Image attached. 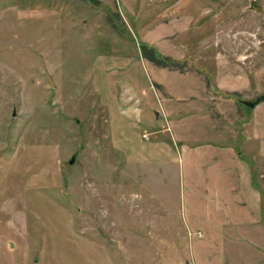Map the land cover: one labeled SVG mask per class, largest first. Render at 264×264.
<instances>
[{
  "label": "rangeland",
  "instance_id": "rangeland-1",
  "mask_svg": "<svg viewBox=\"0 0 264 264\" xmlns=\"http://www.w3.org/2000/svg\"><path fill=\"white\" fill-rule=\"evenodd\" d=\"M201 77L216 96L246 97L227 80L264 92V0H0V264L215 250L208 174L226 141Z\"/></svg>",
  "mask_w": 264,
  "mask_h": 264
},
{
  "label": "crops",
  "instance_id": "crops-1",
  "mask_svg": "<svg viewBox=\"0 0 264 264\" xmlns=\"http://www.w3.org/2000/svg\"><path fill=\"white\" fill-rule=\"evenodd\" d=\"M196 86L197 96L201 98L200 106L206 108L208 105L209 111L215 110L217 116L213 117V128L221 135L219 138L226 142H217L215 154L210 160L214 171L208 174L211 199L205 208L208 214L205 216L204 227L215 250L204 256H201V253L198 259L195 256L194 262L264 264V171L260 173L255 171L254 165L255 161H258L264 170V102L255 111L254 117H251L250 109L245 111L238 104L244 103V100H253L255 95L264 92L257 91L252 95L246 88L247 85L227 80L220 86L223 88L226 86L233 92H246V97L239 98L233 95L234 93H223L224 90H218L223 94L216 96L212 86L202 77L196 82ZM127 99L130 105L135 101L132 97ZM260 101H264V98ZM259 102L247 106L256 109ZM136 106L131 105L133 109L138 110ZM228 113L230 115L239 113L236 118L241 119L240 123L224 118ZM136 114L139 118L137 111ZM220 124H224V127ZM222 127L224 130H220ZM153 139L160 140L161 137ZM242 145L245 148L244 153L239 150ZM248 151H254L252 157L248 155ZM245 156L250 159L249 162H246ZM224 160L227 162V168L222 167V170H218L219 162ZM206 175L203 172V177ZM195 176L196 173L194 178ZM205 179L207 185V178ZM195 183L194 181L193 184ZM196 210L198 209L195 206Z\"/></svg>",
  "mask_w": 264,
  "mask_h": 264
},
{
  "label": "water",
  "instance_id": "water-1",
  "mask_svg": "<svg viewBox=\"0 0 264 264\" xmlns=\"http://www.w3.org/2000/svg\"><path fill=\"white\" fill-rule=\"evenodd\" d=\"M47 79L48 81L53 84L52 79L50 77V75L48 73H46ZM264 98V94H258L257 96H255V98L253 100H244V103L248 106H253L255 103L259 102L260 100H262ZM73 161V157H71V159L69 160V162ZM188 264V263H185Z\"/></svg>",
  "mask_w": 264,
  "mask_h": 264
},
{
  "label": "built area",
  "instance_id": "built-area-1",
  "mask_svg": "<svg viewBox=\"0 0 264 264\" xmlns=\"http://www.w3.org/2000/svg\"><path fill=\"white\" fill-rule=\"evenodd\" d=\"M141 137L143 139H147L148 138V133L147 132H143L142 135H141Z\"/></svg>",
  "mask_w": 264,
  "mask_h": 264
}]
</instances>
